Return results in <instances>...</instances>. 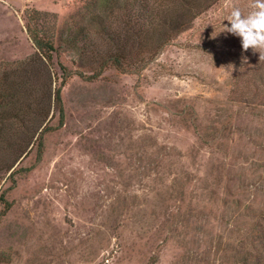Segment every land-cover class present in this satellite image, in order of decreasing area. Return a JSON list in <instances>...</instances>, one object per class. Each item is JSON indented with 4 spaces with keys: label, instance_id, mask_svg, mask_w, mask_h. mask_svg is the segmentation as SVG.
<instances>
[{
    "label": "rangeland",
    "instance_id": "374dc122",
    "mask_svg": "<svg viewBox=\"0 0 264 264\" xmlns=\"http://www.w3.org/2000/svg\"><path fill=\"white\" fill-rule=\"evenodd\" d=\"M88 1L0 0V264H264V88L248 81L264 67L220 27L253 0H221L139 75L96 79L67 48L39 61L26 30L27 11L42 30L90 28ZM60 65L62 119L52 103L33 135L4 99L24 80L36 109Z\"/></svg>",
    "mask_w": 264,
    "mask_h": 264
},
{
    "label": "trees",
    "instance_id": "16d2710c",
    "mask_svg": "<svg viewBox=\"0 0 264 264\" xmlns=\"http://www.w3.org/2000/svg\"><path fill=\"white\" fill-rule=\"evenodd\" d=\"M220 1L89 0L86 3V9L90 18V28L80 27L76 22L71 21L70 26L65 24L64 28L61 26L60 29L58 27V30L55 31L42 30L37 23L42 15L40 17L36 15L37 17H33L32 20L27 16L29 14L27 11L25 16L26 30L35 49L34 56L39 61L45 59L48 63H51L58 56L59 50L67 48L76 53L79 62H85L84 65L87 64L91 67L93 66L92 63L97 66L96 71H92V74L86 77L87 79H96L109 67L122 73L139 75L178 35L189 29L194 20L219 6ZM115 17H117V22L114 21ZM91 28H96V32L105 37L106 55L100 54L94 40L95 33L91 32ZM260 59L264 64V52L260 53ZM262 64L261 66L264 67ZM257 69L259 68H250L252 76H248V81L252 85L251 87H254L255 94L258 96V92L263 91L261 87L264 88L261 84L264 81V71L262 77L260 75L261 80H259L257 74L260 72ZM80 76H83L82 73H80ZM70 77L71 73L67 68L60 65L59 86L52 93V82L49 76V93H42L40 97L38 96L36 100V106L38 107L36 109L31 105L34 97L33 90H29L30 87L26 81L15 80L10 86L12 91L4 99L6 104L2 106L11 109L14 121L23 120L26 121L24 124L27 125L31 120L30 126L33 129V135H35L46 123L52 103L57 105L60 119H62L63 109L60 96L66 81ZM21 99L28 101L26 102L28 104L26 108H22L25 103H23V100L20 101ZM9 122L6 119L0 121V141L3 137L8 140L9 133L6 124ZM48 131L49 128L45 124L43 132ZM42 135L43 133L38 138V146L41 144ZM32 140L33 136L28 137V144L18 154V158L26 152ZM16 161L5 166L4 171L8 172ZM14 174V172L11 173V175ZM8 206L5 202V207L0 212V216L6 212ZM262 239L264 238L262 237Z\"/></svg>",
    "mask_w": 264,
    "mask_h": 264
},
{
    "label": "clouds",
    "instance_id": "9594fccd",
    "mask_svg": "<svg viewBox=\"0 0 264 264\" xmlns=\"http://www.w3.org/2000/svg\"><path fill=\"white\" fill-rule=\"evenodd\" d=\"M223 21H228V25ZM223 21L222 32L238 37L243 50L264 52V0H253L246 14L240 8H233Z\"/></svg>",
    "mask_w": 264,
    "mask_h": 264
}]
</instances>
